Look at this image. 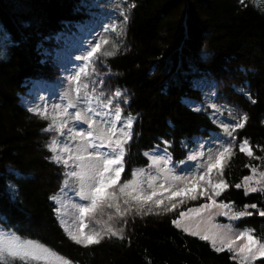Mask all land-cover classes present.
I'll use <instances>...</instances> for the list:
<instances>
[{
  "label": "trees",
  "instance_id": "obj_1",
  "mask_svg": "<svg viewBox=\"0 0 264 264\" xmlns=\"http://www.w3.org/2000/svg\"><path fill=\"white\" fill-rule=\"evenodd\" d=\"M98 14L111 23L94 41L87 74L77 83L64 82L43 51L67 25ZM203 79L216 84L212 100L197 89ZM26 81L43 87L41 96H33V113L19 99ZM187 100L202 110L189 108ZM214 117L234 123L231 136ZM82 123L91 135L79 138L73 131ZM124 131L131 134L125 138ZM214 132L221 137L219 159L204 164L207 179L225 186L218 202L236 211L256 205L238 227L264 243V191L247 194L235 186L252 168L264 171V0H0L3 235L35 241L68 264H239L231 253L174 226L182 212L207 199H148L142 192L152 191L145 184L139 192L133 186L136 173L150 167L146 152L167 148L174 164L188 158L193 139L207 143ZM109 136L121 141L120 148L113 145L123 151L116 165L122 170L81 231L102 239L78 244L59 224L52 198L80 185L81 178L70 175L74 158L86 147L104 146ZM245 139L252 156L241 151ZM97 179L89 178L94 186Z\"/></svg>",
  "mask_w": 264,
  "mask_h": 264
},
{
  "label": "rangeland",
  "instance_id": "obj_2",
  "mask_svg": "<svg viewBox=\"0 0 264 264\" xmlns=\"http://www.w3.org/2000/svg\"><path fill=\"white\" fill-rule=\"evenodd\" d=\"M200 86H203V83L200 84ZM33 91L39 92V89L37 87L33 88ZM21 103L24 104L26 107H29L30 100L27 99L25 96L22 97ZM82 130H77L76 133L80 135ZM63 146L60 145V149H62ZM250 151L249 147L246 146L244 152L248 155V152ZM251 152V151H250ZM100 153H106L108 159H117L118 155L113 153L111 149H105V150H99V149H88L85 152V155L88 157H99L101 161L105 159L104 156L99 155ZM200 153H203L200 155ZM252 153V152H251ZM217 150L215 145L210 149L205 148L203 146H197L193 149L191 156H195V159L189 158V164L186 165V168L182 172L181 176L176 175L177 173L173 172L168 163L165 165L164 159L166 156L163 152L153 153L151 155V159L153 162V165L156 167V172L154 173H146L142 172L139 174V180L138 185L142 184L143 177H148V182L151 186L155 188H173L174 186H180V185H191L193 183L196 184L195 188H199L198 191L195 192V196H201V198L207 199L208 204L211 205L208 209H202L199 213H191L189 215L184 216L181 218V216L176 220L180 221L179 226L174 222V225L179 230L185 232L188 235L197 237L205 242H208L212 247V237L218 233H224L227 235L228 238H230L233 241V247L240 248L244 244L247 243L246 237L248 235L252 236V238L257 241V246L260 243H263L255 238L253 235L252 230L245 228L240 229L237 228V224L244 218H238V219H231V215L233 212H239L236 211L231 205H228V208L220 209L217 206L221 205L222 203L217 202V198L219 195L216 194V189L214 188V185H209L201 176L200 168L198 165H195L194 163L198 164L201 160H209L216 157ZM249 156V155H248ZM252 156V155H251ZM154 160L156 162H154ZM203 160V161H204ZM255 169V171H253ZM264 171H261L257 168H252L251 175L252 177L251 181H249V185L252 187H255L257 191L246 192L245 190V182L244 180L240 184L241 187L247 194L249 193H256L264 191V180H261L260 173ZM259 181V182H258ZM83 183L85 191H88L90 189V186L87 185L85 182ZM218 185V184H217ZM225 190V186L223 187L221 185V188L219 190V194ZM81 185L76 190H69L62 192L59 194L56 198H54L53 203L56 207V213L59 219L60 224L62 225L63 229L67 232L71 231V233H76L81 230L80 224H81V208H88L89 210L84 213L83 215V224L85 226V220L87 217V213L94 210L91 208V201L85 200L81 198ZM211 198V199H210ZM214 201V203H213ZM205 204V203H204ZM180 205H183L182 203ZM192 208H202L201 206L198 207H192ZM189 208V209H192ZM189 209L183 213H188ZM223 211L227 213V215H219L218 212ZM246 211H250V208H248ZM241 234H244L243 237ZM202 236H207L209 239H202ZM219 241H217V246H219ZM214 248V247H213ZM215 249V248H214ZM216 250V249H215ZM222 251H227L225 248ZM233 257L234 254L232 253ZM239 264H245L246 261V254L242 253L240 256L234 258ZM264 261V256H257L254 260L247 261V264H261L260 262Z\"/></svg>",
  "mask_w": 264,
  "mask_h": 264
},
{
  "label": "snow or ice",
  "instance_id": "obj_3",
  "mask_svg": "<svg viewBox=\"0 0 264 264\" xmlns=\"http://www.w3.org/2000/svg\"><path fill=\"white\" fill-rule=\"evenodd\" d=\"M241 3H243V0H241ZM117 117H119V109H117ZM128 125L130 127L131 125V119L128 121ZM242 124H238L237 127H242ZM225 131L228 132L229 127L231 125H225ZM114 131V130H113ZM130 131H124L123 136L127 138L130 135ZM91 135V133H89ZM228 135L231 136L232 133L228 132ZM103 143V141H101ZM108 142L115 143L117 148H120L121 141L118 139L116 141L111 140V136L108 137ZM248 141L245 139L243 144H241V151H244L247 146ZM231 145H229L228 148H225L220 153V158L224 156L226 152L229 151ZM165 153L167 154V148H165ZM203 153H200L202 155ZM99 155L104 156L105 159L101 161L99 157H87V163H81L78 165V167L81 168V172L77 173L73 171L71 175H78L81 178V181H84V179L91 178L93 176H96L97 183L94 186V190H88L85 191L83 183L81 184V198L85 200L91 201V208H95L100 201L102 195H108L105 192V189L110 186L111 183H113L117 178L120 176L121 167H116L115 169L112 168L113 164L119 165V158L117 159H108L106 153H100ZM123 155V151L121 149L119 156ZM147 155V153H146ZM248 155L251 156L252 153L249 151ZM54 159L57 162H60V157H54ZM79 160L85 161V156H79ZM164 159L165 165L170 162L171 156L167 155V158H161ZM190 159H195V156H191ZM219 159V158H218ZM154 162H156L154 160ZM65 164L68 163L67 160L64 161ZM180 163H183V161H180ZM211 167H215V165H212ZM255 171V169H253ZM261 180H264V172L260 173ZM252 177L245 176L244 182H245V190L246 192L251 191L255 192L257 189L255 187H252L249 185V181H251ZM259 182V181H258ZM131 183V182H129ZM237 188L241 187L240 184L235 185ZM125 188L128 187V184H125ZM196 187V184L193 183L191 185L186 186L181 191L193 193L194 189ZM214 188L216 189V194L219 195V190L221 188V185H214ZM123 191V189L121 190ZM155 195V193H153ZM191 198L193 200L196 199V196L194 194L191 195ZM148 199H151V197H148ZM211 199V198H210ZM214 203V201H213ZM111 206V205H110ZM211 205L208 203H205L202 205V208H192L189 209L188 213H181V218H183L186 215H189L191 213H199L202 209H208ZM220 209L228 208V205H218L217 206ZM246 208H256L255 204L248 205ZM88 208H81V224L80 228L82 229L84 227L83 224V215L85 212H87ZM217 214L219 215H227V213L220 211ZM252 215L251 212L248 211H239V212H233L231 215V219H238L245 216ZM259 215L264 216V211H260ZM177 226H179L180 221H175ZM111 235H116L115 232H113L111 229L108 230ZM69 235L73 240L76 241V243L81 244H93V243H99L102 239L101 234H95V235H83L82 232H78L77 234L73 235L71 231H69ZM242 237L244 234H241ZM202 239H209L207 236H202ZM247 243L244 244L240 248L233 247V241L227 237L226 234L218 232L212 237V245L216 249L217 252H220L224 250L225 248L229 253H233L234 257L240 256L242 253L246 254V261L245 264H247V261L254 260L257 256H264V243H260L257 246V241H255L252 236L248 235L246 237ZM217 241H219V246H217ZM19 259L22 261H25L26 264L28 261H43L44 264H68L67 261L63 260L62 258L56 256L55 253L51 252L49 249L45 248L43 245L38 244L35 241L31 240H21L18 237L11 236V237H5L2 233H0V264H10L11 260Z\"/></svg>",
  "mask_w": 264,
  "mask_h": 264
}]
</instances>
